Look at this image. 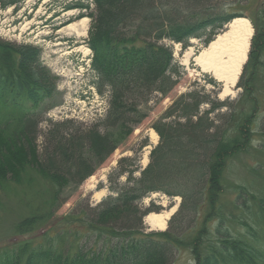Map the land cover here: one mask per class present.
<instances>
[{
	"label": "trees",
	"instance_id": "1",
	"mask_svg": "<svg viewBox=\"0 0 264 264\" xmlns=\"http://www.w3.org/2000/svg\"><path fill=\"white\" fill-rule=\"evenodd\" d=\"M18 1L0 3L5 7ZM212 1L92 0L88 45L93 51L94 84L100 94L108 91L106 113L97 123L104 130L94 127L75 136L62 133V123L52 124L47 131L51 145L45 146L42 158L34 142L36 126L42 112L56 105V77L38 61L39 49L17 47L19 69L0 70V191L5 182H19L22 171L33 167L56 186L49 194V209L59 207L62 188L71 182L76 186L93 174L147 117L144 105L150 97L165 96L177 84L172 48L162 41L185 46L193 36L203 37L208 44L236 16L227 13L223 3L227 0H216L220 4L214 5ZM260 26L236 102L219 100L203 89L178 96L152 124L160 139L144 169L140 170L135 156L120 158L107 175L110 192L97 205L78 206L61 226L53 223L47 232L54 237L48 236L42 251L28 252L30 244L25 243L15 253L14 263L2 264H19L26 252L25 264H37L35 258L43 264H169L180 247L190 250L196 264L260 263L261 255L244 241V235L232 234L226 226L229 216L222 203L227 163L251 148L252 125L263 105L264 18ZM204 104L206 109L200 110ZM46 159L50 166L44 164ZM121 176L125 177L122 182ZM153 192L181 197L179 209L160 233H147L143 225V218L159 208L140 205ZM233 192V205L240 199L246 202L242 185ZM258 201L264 218V198ZM198 216L197 229L183 224L195 223ZM42 220L44 216L32 215L18 222L16 229L30 232ZM212 222L217 224L210 228ZM77 223L82 230L73 232L68 245L60 236Z\"/></svg>",
	"mask_w": 264,
	"mask_h": 264
},
{
	"label": "rangeland",
	"instance_id": "2",
	"mask_svg": "<svg viewBox=\"0 0 264 264\" xmlns=\"http://www.w3.org/2000/svg\"><path fill=\"white\" fill-rule=\"evenodd\" d=\"M78 3L87 5V8L76 7ZM217 3L220 4L219 1H212V5ZM223 3L227 13L248 19L253 30L247 58L235 84L234 92L221 96L222 83L211 74L201 71L195 64L193 56L223 32L227 24L235 17L228 21L223 28L217 30L208 44H204L203 37L193 36L189 37L188 44L185 46L175 41L163 40L162 43L172 48L174 66L178 71L177 84L165 96L153 94L150 97V100L144 105L147 117L139 125L134 126L131 134L90 175L94 176L93 187L90 188L87 185L90 176L76 186L74 182L65 185L58 196V201L63 200L62 204L55 210H50L49 194L56 186L49 179L42 178L35 168L27 167L22 171L19 182L11 181L3 184V189L0 191L1 264L6 260L14 263L15 253H18L25 243L30 244L27 247L28 252L30 250H33L34 253L42 251L40 249L47 246L45 241L48 236L54 237V233L47 232L53 223L61 226L65 220H68L72 212H77L78 206L97 205L110 192L107 175L117 165L120 158L135 156L140 170L144 169L149 163L151 151L158 145L160 139L152 124L162 116L178 96L191 89H203L219 100L228 99L236 102L239 99L242 92L239 82L249 55L253 51L257 30L263 24L264 0H227ZM93 12L92 0H19L18 3L5 7L0 3V70L12 72L16 68L19 69L15 49L19 46L29 45L40 50L38 61L56 77L58 93L53 100L56 105L42 112L36 126L34 142L40 157L45 146L51 145V136L47 135V131L52 127V124L62 123L59 130L61 129L62 133L75 136L94 127L101 132L104 130L97 123L106 113L108 91L100 94L94 84L96 77L91 68L93 51L88 45L91 26L89 13ZM199 17H194V19ZM82 18H87V32L85 36L78 38L67 30L66 26ZM5 45L10 48L6 49ZM188 51H191V55L186 61L185 56ZM260 60L264 63V52L260 54ZM260 75L263 77L264 71H261ZM206 107L207 105L204 104L200 110H204ZM152 131L156 133L157 138L156 136L154 138ZM252 131L254 134L251 148L246 153L229 159L227 163L223 180L226 193L222 203L223 211L226 216H229L226 219V226L230 227V232L232 234L242 233L244 241L261 255L260 263L256 262V264H264V218L258 208V200L260 197L264 198V100L252 125ZM84 148L86 149V146ZM145 155L147 156L146 163L143 162ZM43 162L47 166L51 165L49 159L43 160ZM59 172L63 173V171ZM135 176H139V171H135ZM124 179L125 177L121 176L120 182ZM238 184L242 185L246 191L247 196H244L246 202H242L240 199V203L233 205L231 199L235 197L233 191ZM97 191L103 192L99 199L94 196ZM180 203L179 195L171 197L161 192H153L143 198L140 202L142 207L150 205L159 207L158 211L152 210L153 213H160L176 206L164 230L149 228L143 218L145 232L160 233L165 231L170 219L179 209ZM32 215H42L44 220L30 232L17 231V223ZM200 221L198 216L195 223L187 220L183 224L190 228L194 225L197 229ZM216 224L217 222H212L209 227H215ZM63 227L66 228L65 225ZM68 227L66 229H71V232L61 231L64 234L60 237H65L62 239H66L69 245L68 241L72 239L73 232L76 229L82 230V228L78 223ZM27 255L26 252L20 258L19 264H25ZM35 260L37 264H43L40 258L33 259V262ZM169 264H196V262L190 250L180 247L175 250V257Z\"/></svg>",
	"mask_w": 264,
	"mask_h": 264
},
{
	"label": "bare ground",
	"instance_id": "3",
	"mask_svg": "<svg viewBox=\"0 0 264 264\" xmlns=\"http://www.w3.org/2000/svg\"><path fill=\"white\" fill-rule=\"evenodd\" d=\"M66 29L75 34L78 38L85 36L87 32V18L70 23ZM253 30L248 19L235 17L226 26V29L219 33L206 47L193 56L195 64L201 71L211 74L217 81L222 83L221 96L233 93L235 84L246 61L250 39ZM191 51L186 54V61ZM155 138L156 133L151 132ZM144 163L147 156H144ZM94 176H90L87 185L93 187ZM102 191L95 192L94 196L100 198ZM176 206L160 212H150L144 217L145 224L151 229L164 230Z\"/></svg>",
	"mask_w": 264,
	"mask_h": 264
}]
</instances>
